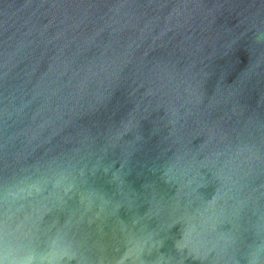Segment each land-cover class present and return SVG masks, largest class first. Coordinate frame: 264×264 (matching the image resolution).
I'll use <instances>...</instances> for the list:
<instances>
[{
    "label": "water",
    "instance_id": "1",
    "mask_svg": "<svg viewBox=\"0 0 264 264\" xmlns=\"http://www.w3.org/2000/svg\"><path fill=\"white\" fill-rule=\"evenodd\" d=\"M0 264H264V0H0Z\"/></svg>",
    "mask_w": 264,
    "mask_h": 264
}]
</instances>
